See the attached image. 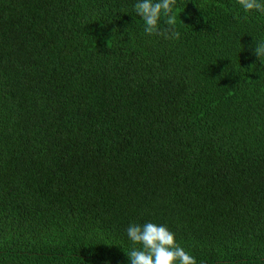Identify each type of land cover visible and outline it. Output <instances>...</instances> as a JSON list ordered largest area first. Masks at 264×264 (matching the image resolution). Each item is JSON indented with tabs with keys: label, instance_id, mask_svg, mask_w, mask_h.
<instances>
[{
	"label": "trees",
	"instance_id": "1",
	"mask_svg": "<svg viewBox=\"0 0 264 264\" xmlns=\"http://www.w3.org/2000/svg\"><path fill=\"white\" fill-rule=\"evenodd\" d=\"M136 2L0 0V264H129L133 222L264 264V14Z\"/></svg>",
	"mask_w": 264,
	"mask_h": 264
},
{
	"label": "clouds",
	"instance_id": "2",
	"mask_svg": "<svg viewBox=\"0 0 264 264\" xmlns=\"http://www.w3.org/2000/svg\"><path fill=\"white\" fill-rule=\"evenodd\" d=\"M238 4L247 13L258 11L264 14V0H237ZM176 0H137L134 5L137 15L144 23V32L148 35H160L165 39L178 40L180 32L175 29L176 17L173 7ZM166 17L167 27L160 30L158 22L161 16ZM254 54L259 60L264 57V42L257 43ZM126 233L133 245L127 254L129 264H197L184 247L176 242L175 233L167 225L146 222L144 224L130 223Z\"/></svg>",
	"mask_w": 264,
	"mask_h": 264
}]
</instances>
